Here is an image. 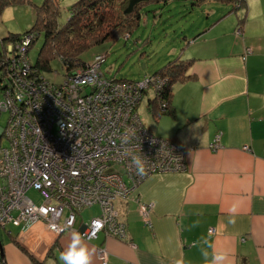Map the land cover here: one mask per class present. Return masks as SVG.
<instances>
[{"label": "crops", "instance_id": "obj_1", "mask_svg": "<svg viewBox=\"0 0 264 264\" xmlns=\"http://www.w3.org/2000/svg\"><path fill=\"white\" fill-rule=\"evenodd\" d=\"M244 10L245 37L189 41V78L172 84L171 112L157 119L168 124L163 136L186 148V171L150 175L118 203L126 239L82 238L91 264H103L99 247L108 264H209L213 253L225 254L223 264H264V0H247ZM218 132L221 147L212 151ZM147 203L151 225L140 208ZM7 227L8 236L0 231L6 264H62L72 233L41 223Z\"/></svg>", "mask_w": 264, "mask_h": 264}, {"label": "built area", "instance_id": "obj_2", "mask_svg": "<svg viewBox=\"0 0 264 264\" xmlns=\"http://www.w3.org/2000/svg\"><path fill=\"white\" fill-rule=\"evenodd\" d=\"M32 36L8 44L0 55V117L9 115L1 131L9 145L0 147V226L26 230L41 223L56 235L76 231L89 240L103 232L126 239L116 200L127 199L153 173L187 169L186 149L151 133L138 112L150 90L167 109L160 96L168 79L159 74L141 81L107 77L101 71L105 57L97 55L53 83L31 63ZM221 136L216 133L209 144L212 151L221 147ZM133 156L143 160L142 175ZM30 189L42 202L27 194ZM94 204L101 215L83 223L85 229L76 227L82 210ZM151 206L140 207L148 225ZM98 249V258L108 264L106 247ZM0 264H6L1 246Z\"/></svg>", "mask_w": 264, "mask_h": 264}, {"label": "rangeland", "instance_id": "obj_3", "mask_svg": "<svg viewBox=\"0 0 264 264\" xmlns=\"http://www.w3.org/2000/svg\"><path fill=\"white\" fill-rule=\"evenodd\" d=\"M58 1L61 5L59 21L60 23H65L70 15L69 9L71 4L77 0ZM43 2L44 0H31L25 4L7 7L2 13H0V48L2 47L1 40L5 36H8L9 33L23 35L33 27L36 16L33 3L40 5ZM114 6V10L106 9V11L113 16L121 14L120 0H117ZM235 6L236 4L234 0L228 2L212 0L200 5H192L191 0H170L167 4L157 2L149 3L142 11L139 24H137L130 34L127 36H120L116 40L107 41L84 53L82 55L83 61L90 63L93 61L95 53H104L107 54V59L105 63L102 64L101 71L105 76L133 81L144 80L148 76L155 75L169 61L177 59L178 57L185 58V52L190 47L189 41L197 40L200 34L207 39H213L220 36L228 39L232 38L233 35L236 38H242V36L245 37V34L240 36V29L242 34L244 29V24L240 22V20H244V12L246 11L242 8L229 12V9L231 10ZM223 14L224 16L221 18V22L217 24L216 19ZM121 16L122 17H119V19L123 21L124 15L121 14ZM128 21H132V17H130V20ZM211 25H213V27L209 29ZM201 31L203 32L199 33ZM232 32L233 35H231ZM26 35H28V33ZM25 36H22V38ZM43 41L44 36L41 34L35 44L32 45V42H30L28 49L33 63L37 62ZM197 42L198 43L194 46H198L205 41L201 40ZM3 58L4 60H7V57ZM66 72L67 70L60 58L51 61L49 70H42V74L45 78L53 83L63 82L66 78ZM146 94L147 96L140 101L138 106L140 117L151 133H156L155 135L165 138L164 134L166 130L169 129L168 124L166 125L165 123L166 127L163 129V127H160L161 122L159 124L157 123L158 117H155L152 110L148 107L147 100L148 97L153 98L154 93L150 90ZM152 104L155 105V102H152ZM8 117L9 115L7 112H3L0 117V147H6L9 145L8 139L2 136L1 133L7 125ZM151 129L154 132H152ZM185 158L187 160V155ZM183 171H186V169L177 172ZM161 173L168 172L163 171ZM3 183L4 181L0 178V186ZM137 186H135L133 190ZM27 194L37 203L42 202V198L37 190L30 189ZM123 200L125 199L116 200L115 204L117 208L118 203ZM100 209V206L97 204L83 209L81 212L82 217L79 215L77 222L75 223L76 227H79V229H85L86 226L83 223L101 215ZM151 211L152 206L151 209H147L148 219L150 218ZM142 216L144 220H146L145 214L142 213ZM120 217L122 218L121 215ZM121 218H119V221L121 222L119 224L121 226L125 224L127 233L126 221ZM9 229L10 227H7V230ZM0 231L3 232L4 236H8L6 229L1 226ZM73 232L76 231H71L69 233ZM93 238L94 237L89 240L84 239L91 241Z\"/></svg>", "mask_w": 264, "mask_h": 264}, {"label": "trees", "instance_id": "obj_4", "mask_svg": "<svg viewBox=\"0 0 264 264\" xmlns=\"http://www.w3.org/2000/svg\"><path fill=\"white\" fill-rule=\"evenodd\" d=\"M30 1L31 0H0V13L7 7L25 4ZM116 1L117 0H77L71 4L69 9L70 15L65 23H60L59 21L61 5L58 0H44L40 5L33 3L36 15L33 27L23 35L9 33L8 36H5L1 40L2 47L0 48V55L6 54L5 50L8 44L21 41L22 36H25L27 33L33 35V40L31 41L32 45L35 44L39 36L43 34L44 41L40 48L36 63L32 62L29 54L34 68L42 74V70L50 69L51 61L60 58L66 70L72 71L77 67L86 66V64H88V62L83 61L82 55L84 53L107 41L116 40L120 36H127L130 34L137 24H139L142 11L147 4L152 2L167 4L170 0H120V11L121 14L124 15L123 21L119 19V17H122L121 14L113 16L106 11V9L114 10ZM208 1L212 0H191V4L200 5ZM219 1L228 2L233 0ZM234 2L236 6L229 11L247 8V0H234ZM130 17H132V21H128ZM240 32L241 36V29ZM251 51L252 48L247 47L245 49V55L247 56ZM97 55H103L106 61L107 54L100 52L95 53L94 58ZM191 64L192 59L178 57L177 59L169 61L156 73V75L159 74L163 77H167L168 83L161 91L160 96L161 101L167 104V109L165 111L159 107V102L156 99L151 97L147 99L148 107L152 110L155 117H160L163 114L171 112V86L176 81L189 78L187 72ZM152 102H155V105L152 104Z\"/></svg>", "mask_w": 264, "mask_h": 264}, {"label": "clouds", "instance_id": "obj_5", "mask_svg": "<svg viewBox=\"0 0 264 264\" xmlns=\"http://www.w3.org/2000/svg\"><path fill=\"white\" fill-rule=\"evenodd\" d=\"M132 163L136 166L137 174L142 175L145 171L144 163L141 157L133 156ZM230 223H234V220H230ZM208 253L205 251L204 256L207 259ZM92 253L88 247L82 242V236L78 232L71 234V243L66 250L61 252L58 256L59 261L62 264H91ZM225 260V254L213 253L212 259L209 264H223Z\"/></svg>", "mask_w": 264, "mask_h": 264}, {"label": "water", "instance_id": "obj_6", "mask_svg": "<svg viewBox=\"0 0 264 264\" xmlns=\"http://www.w3.org/2000/svg\"><path fill=\"white\" fill-rule=\"evenodd\" d=\"M0 245H1V254H2V257H4V252H3V248H2V242H1V240H0Z\"/></svg>", "mask_w": 264, "mask_h": 264}, {"label": "bare ground", "instance_id": "obj_7", "mask_svg": "<svg viewBox=\"0 0 264 264\" xmlns=\"http://www.w3.org/2000/svg\"><path fill=\"white\" fill-rule=\"evenodd\" d=\"M31 38L33 39V36H32ZM32 39H31V40H32ZM31 40H30V42H31ZM30 42H29L28 46L30 45Z\"/></svg>", "mask_w": 264, "mask_h": 264}]
</instances>
